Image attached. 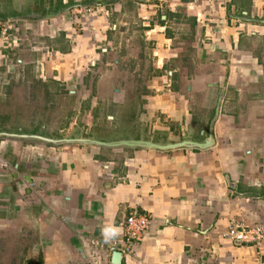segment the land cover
Listing matches in <instances>:
<instances>
[{"label": "crops", "instance_id": "obj_1", "mask_svg": "<svg viewBox=\"0 0 264 264\" xmlns=\"http://www.w3.org/2000/svg\"><path fill=\"white\" fill-rule=\"evenodd\" d=\"M75 7L85 15L53 19L46 33L56 40L63 31L74 44L72 52L58 45L47 52L74 58L72 73L96 64V43L110 30L120 49L136 37L153 46L136 54L150 72L142 71L141 84H107V97L92 85L96 99L122 112L117 130L138 128L104 141L209 144L158 150L0 140V233L25 237L36 264H115L114 242L136 210L151 226L119 264H264V240L226 236L232 219L264 226V0H112L100 16L86 3ZM12 23L10 35H0V67L9 73L33 62L14 58L24 42L30 52L44 49L30 42L32 22ZM79 24L89 37H75ZM14 34L18 48L9 46ZM44 59L34 63L47 69Z\"/></svg>", "mask_w": 264, "mask_h": 264}, {"label": "rangeland", "instance_id": "obj_2", "mask_svg": "<svg viewBox=\"0 0 264 264\" xmlns=\"http://www.w3.org/2000/svg\"><path fill=\"white\" fill-rule=\"evenodd\" d=\"M60 2L61 0H0V20L10 21L9 24L14 21L32 22L34 33L31 35L33 39L31 38L30 42L33 40L38 47H44V49L30 52L29 45L24 42L21 51L17 52L14 58H21L23 61L27 57V61L32 60L33 62L25 64L23 70L22 67L20 69L14 67L12 73L0 67V140L16 139L26 144H47L60 148L71 144L54 145L39 138H15L3 135V133L35 135L57 140L74 138L108 140L121 137L120 135L124 132L129 134L138 131V128L130 131V127L129 129L121 127L120 130H117L119 127H115V125L117 123L122 125L121 121L118 120L122 112L114 110L115 107L107 99L103 97L96 99L99 92L95 85H92L99 84L100 92L107 97L109 93V89L106 88L107 84H141L143 80L141 73L148 70L144 66L140 68V61L143 60V63H145V60L142 57H137L136 54L144 56L143 53L148 54L151 52L153 46L150 45L146 49L143 42L140 41L142 38L136 37L120 49L116 45L119 36L114 34L113 30H110L106 39L96 43V51L92 56L93 62H96V64L92 65L88 62L86 65H82L80 73H72L73 66L68 64V59H71V63H74V58L71 56L65 58L63 55L47 53L48 51L51 52V47L55 48L56 45L64 46L63 48L70 47V52H72L71 46H74L68 39L67 42L64 41L66 38L64 39L63 31L59 32L56 40L46 36V33L52 32L49 30L50 22H54L53 19L55 22L59 19L61 21L60 17H64L68 13L71 14L72 11H74L73 15H70L72 17L84 16L85 11L78 12L75 10V5L80 3H86L88 7H91L89 8L90 11L87 12H95L100 16L97 9L99 10L104 8V5L111 4L112 0H66L63 4ZM54 8H59V10L54 11ZM40 20L45 21V30L43 31H39L37 28ZM85 29L87 28L81 24L76 25L75 37L78 34H81L82 38L86 35L89 37L90 33H84ZM18 47L19 44L16 48ZM114 47L117 48L112 50ZM261 48L264 49V41L261 43ZM22 49L27 52L22 51ZM103 49H105L104 52ZM87 50L90 51L89 46ZM43 53L46 54L43 55ZM63 54L66 53L63 52ZM114 56L119 59L117 63L114 62ZM41 57H44L45 63L47 66L49 65L46 69L48 75H50L53 68L54 77L58 76L60 72L61 76L59 78L64 79V75H62L64 71L68 72V75L71 71L72 76L65 80L49 77L43 79L36 70L39 62L34 63L36 59L40 60ZM80 61L81 58L77 63ZM137 62H139V65H137ZM65 65L66 68L64 69ZM146 74V77H148L150 72ZM125 90L128 94V89L124 88ZM137 90L130 89L129 95L132 92L136 93ZM122 91L121 88V93ZM134 108L135 106H132V111H134ZM108 116H115V119H108ZM131 116L134 115L131 114ZM113 130H117V133H114ZM37 257V253L30 248L29 243L21 234L0 233V264H36Z\"/></svg>", "mask_w": 264, "mask_h": 264}, {"label": "built area", "instance_id": "obj_3", "mask_svg": "<svg viewBox=\"0 0 264 264\" xmlns=\"http://www.w3.org/2000/svg\"><path fill=\"white\" fill-rule=\"evenodd\" d=\"M10 21L0 20V35L9 36L10 30H14L15 23L9 24ZM19 39L16 34L10 38L9 46H18ZM40 77L48 78L46 67L42 62L38 64ZM152 218L149 214H139L136 210L131 211L123 223L122 238L114 242L115 251L123 256L134 253L135 246L140 244L146 237L151 226ZM226 236L239 244H260L264 240V226L256 224L251 226L242 221L232 219L226 231Z\"/></svg>", "mask_w": 264, "mask_h": 264}, {"label": "water", "instance_id": "obj_4", "mask_svg": "<svg viewBox=\"0 0 264 264\" xmlns=\"http://www.w3.org/2000/svg\"><path fill=\"white\" fill-rule=\"evenodd\" d=\"M1 134V133H0ZM3 135L6 136H13L15 138H28V139H36L39 138L42 141H45L47 143H52V144H84V145H96V146H104V147H136V146H141V147H149V148H154L158 150H168V149H173V148H178V147H192V146H197L199 148H205L208 144L209 141H205L203 143H196L191 140H184L179 143H159V142H154L153 140H145V139H139V140H132V139H121V140H115V141H104V140H99V139H88V138H74V139H51V138H41L37 137L35 135H21V134H9V133H3ZM114 262L115 264H119L122 260V254L118 251L114 252Z\"/></svg>", "mask_w": 264, "mask_h": 264}, {"label": "trees", "instance_id": "obj_5", "mask_svg": "<svg viewBox=\"0 0 264 264\" xmlns=\"http://www.w3.org/2000/svg\"><path fill=\"white\" fill-rule=\"evenodd\" d=\"M61 3V2H60ZM61 5V4H60ZM59 10V8H54V11H58Z\"/></svg>", "mask_w": 264, "mask_h": 264}, {"label": "flooded vegetation", "instance_id": "obj_6", "mask_svg": "<svg viewBox=\"0 0 264 264\" xmlns=\"http://www.w3.org/2000/svg\"><path fill=\"white\" fill-rule=\"evenodd\" d=\"M64 1H66V0H64ZM65 3V2H64Z\"/></svg>", "mask_w": 264, "mask_h": 264}]
</instances>
